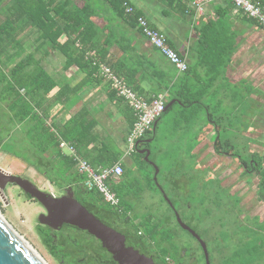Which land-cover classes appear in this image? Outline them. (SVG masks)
<instances>
[{"label": "trees", "instance_id": "trees-1", "mask_svg": "<svg viewBox=\"0 0 264 264\" xmlns=\"http://www.w3.org/2000/svg\"><path fill=\"white\" fill-rule=\"evenodd\" d=\"M162 1L167 7L179 3L181 11L186 9V0ZM253 1L264 11V0ZM126 5L132 6L134 12H126ZM139 15L143 14L128 0H0V150L32 167L52 185L58 188L71 187L79 195L78 201L101 221L112 214V211H117L119 206L128 205L125 195H131L139 202L138 195L130 194L129 185H124L121 186V192L110 187L119 199L117 207L110 206L96 189L88 190L84 186L85 175L76 168L74 156L61 153L58 145L60 140H65L75 146L77 155L86 160L95 171L120 162L123 167L122 176L128 175L125 162L122 161L123 151L114 148L108 139L101 138L94 131L95 120L92 117L79 110L55 133L52 120L57 115H49L54 105L66 106L70 97L76 96L86 85L102 80L108 82L109 96L124 101L116 94L110 80L100 74L99 66L104 64L115 77L124 81L147 101L163 93L165 106L176 99L157 118L156 130L153 132L151 128L138 139H152L149 143H142L150 148V160L156 163L160 172L161 161L165 157H169V161L174 163L168 177L173 180L170 183L175 190L181 189V183L185 185L188 180L196 183L191 192L197 189L199 178L196 172L200 169L195 164V148L199 138H205L213 131V150L216 154L234 157L241 165L249 167L250 162L258 164V169L262 172L258 173L255 192L258 200L264 201V154H247L243 145L235 140L237 134L228 130L234 128L233 119L238 120L228 118L227 122V117L217 111V104L206 101L209 95L203 93L204 90L199 88L198 83L186 78L174 79L169 70L162 66L164 60L169 61L137 28L136 20ZM249 19L256 22L253 18ZM151 25L155 27L152 23ZM219 27L225 30L223 24ZM211 31L213 34L209 36ZM222 32L224 31L214 26L203 28L201 33L199 64L206 67V72L204 77L198 76L197 79L207 88H211L210 85L218 79L227 61L226 55L234 46L233 36L225 33L223 40L219 35ZM214 34H217L216 37ZM166 38L169 42L167 36ZM111 46H115L120 52L115 59L110 57ZM54 51L63 59V70L74 66L85 73L74 86L58 85L57 77L44 67L43 62ZM155 53H159L161 57L153 56ZM191 72L194 73V69L187 65L185 73ZM144 80L149 83L147 87L142 86ZM126 105L130 109L127 114L130 129L136 117L127 103ZM166 124H171V128ZM196 127L198 131L191 133L190 144L184 147V154L180 156L162 153L166 151L164 147H152V142L157 140L161 131L165 138H169L168 135L175 128L179 138ZM203 127L206 128L205 131L202 136H198ZM158 154L161 157L157 162ZM128 156H133L138 165L149 167L154 174V168L150 167L142 154L133 151ZM121 177L118 181L108 179V185L119 184L122 182ZM141 179L145 185L149 184L159 192L151 177L143 176ZM206 188L207 184H204V189ZM162 189L164 190L163 187ZM255 223L251 227V239L242 241L236 253H264V224L257 223L256 217ZM37 232L50 254L60 261L61 258L53 247V230L39 223ZM160 255L155 260L157 264H162L168 254L162 251Z\"/></svg>", "mask_w": 264, "mask_h": 264}, {"label": "crops", "instance_id": "crops-1", "mask_svg": "<svg viewBox=\"0 0 264 264\" xmlns=\"http://www.w3.org/2000/svg\"><path fill=\"white\" fill-rule=\"evenodd\" d=\"M128 1L140 10L155 27L166 34L171 46L186 60L188 67L194 69V73L179 72L166 60L162 62V66L169 70L174 79L186 78L188 81L198 83L199 88L204 90L203 93L209 95L206 101L217 104V111L227 117V122L228 118L238 120L233 119L234 128H228V130L237 134L235 140L243 145L247 154L262 156L264 154V30L260 25L244 16L228 0L206 1L201 11H197L193 6L194 0H186L184 2L186 9L182 11L178 8L181 5L179 3L173 7H167L162 0ZM222 24L225 30L219 27ZM214 26L224 31L219 34L223 40L225 33L226 35L230 33L233 36L234 46L226 55L227 61L218 79L210 85L211 88H207L197 79L198 76L204 77L206 72V67L199 64L202 50L199 45L203 28ZM211 33L212 31L208 35L210 36ZM216 35L214 34L215 37ZM223 44L226 42L223 41ZM109 53L113 59L120 55L115 46L109 48ZM51 54V62L44 67L51 75L57 77L58 85L74 86L84 77L85 73L78 71L74 66L63 70L62 57L55 51ZM159 55L155 53L153 56L161 57ZM148 85L146 80L142 82L143 87ZM107 86L106 80L88 84L76 96L70 97L66 106L54 105L49 115L52 117L57 115L52 122L54 121L55 124L54 132L58 133L60 128L74 117L75 113L79 110L85 111L95 120L94 131L98 132L101 138L107 140L105 133L112 136L108 141L123 151L122 161L126 164L129 161L125 150L126 136L129 131L127 114L130 109L125 107L127 101L124 98L123 101L109 96ZM205 129L203 127L198 136H202ZM193 131L197 132L198 127L195 130L189 129L186 134H191ZM213 134L212 131L205 138H199L195 149L205 148L207 145L213 149V144H215ZM60 151L63 155L73 156L65 150L60 149ZM195 164L198 162L195 161ZM196 173L199 174L200 171Z\"/></svg>", "mask_w": 264, "mask_h": 264}, {"label": "flooded vegetation", "instance_id": "flooded-vegetation-1", "mask_svg": "<svg viewBox=\"0 0 264 264\" xmlns=\"http://www.w3.org/2000/svg\"><path fill=\"white\" fill-rule=\"evenodd\" d=\"M138 149L150 150L145 143H140ZM142 155L145 156V152ZM249 164L250 167L240 164L245 175L259 176L258 173L261 170L258 169V164L256 162ZM35 172L38 173L36 170ZM38 174L44 181H48L45 176ZM17 176L34 182L27 176ZM172 181L168 177L174 196L179 200H183L185 196L182 207L174 203L172 196L171 200L168 198L170 202L172 201L171 205L168 204V209H160L157 205L138 204L134 197L125 195L128 205H121L117 211H112V214L103 218V223L122 233L126 245L132 246L154 261L161 256L162 251L167 252L168 255L165 256L162 264H206L205 248L209 264H264V253L255 255L236 253L242 241L251 239L250 231L251 227L256 225L255 217L257 223L264 224V217L260 215L245 219V216L237 212V192L228 189L222 183L220 185L221 181L217 176L203 174L198 182V185L201 184L200 189L195 190V195L201 197L204 195L205 201L202 200L203 203L200 201L201 204L198 203L197 206L192 207L186 199L191 192L183 196L180 194V189H174L170 183ZM8 184L17 187L28 200L36 202L41 207L42 213H45V208L36 199L24 193L16 184ZM33 184L37 186L36 183ZM204 184H207L206 189H204ZM38 188L55 198L63 195H73L77 200L80 198L71 187H57L60 190L59 196H54L51 190ZM218 189L225 191L226 198L222 196V200L218 199L216 193ZM219 208L222 212H219ZM219 213L222 214V220ZM179 220L186 228L180 225ZM53 232L54 251L61 258L57 261L58 264H118L111 255L109 257L104 252L101 243L85 230L63 224L60 229L53 230Z\"/></svg>", "mask_w": 264, "mask_h": 264}, {"label": "rangeland", "instance_id": "rangeland-1", "mask_svg": "<svg viewBox=\"0 0 264 264\" xmlns=\"http://www.w3.org/2000/svg\"><path fill=\"white\" fill-rule=\"evenodd\" d=\"M51 59L52 54L48 56L43 64L46 65L47 63H50ZM48 69L50 68L48 67ZM2 106L4 107L3 104ZM167 123H169V120H167ZM166 125L169 127V129L172 126L171 124ZM175 132L177 131L174 128L168 135L169 138H165L163 132L161 131L158 134L157 140L152 142V147H164L166 151L162 153H168L169 155H173V157L184 154V147L190 144L189 139L192 137V135L190 133L186 134L181 139V137L177 138L178 136ZM106 134L107 133L104 135L108 137L107 139H111L112 136ZM196 153V161L198 162L197 166L200 169V173H196V176H198L199 179L203 177V174L217 176L221 181L219 182L220 185L222 183L225 185V187H228V189H232L233 191L237 192L238 200L236 208L238 213L245 216V219H249L250 216L253 215H260L261 217H264V201L258 200L255 195V186L257 182V177L255 175H245L246 173L242 171L241 165L238 163L236 158L226 155H218L213 151L212 148H210V145H207L205 148L196 149ZM160 157L161 155L158 154L156 157L157 162L160 160ZM128 159L129 163L127 162L125 164L128 175L122 176V182L119 184L115 183L110 185V187H113L121 192V186L129 185V193L138 195L140 198L138 204L146 206L157 205V207L160 209H168V203L166 202L163 195L150 187L149 184L145 185V182H142L141 178L143 176H149L151 177L153 183H155L154 174L151 172L150 168L147 166L144 167L142 165H138V162L133 156H128ZM169 160V157H165L161 161L162 167L161 172L159 171L157 174V182L161 185V187L164 188L168 198H171L172 196L174 203L177 206L182 207L185 202L184 195L187 196L188 192H191L192 186L195 188L196 183H190V180H188L184 185L182 182L183 184L181 183L180 185V194H183V200H179L178 197L176 198L174 196V191L171 189V186L168 182V176L173 170L174 164ZM0 169L5 173L27 176L33 180V183H36L38 187L51 190L52 193H54V196H59L60 190L57 189V187H53L48 181H44L43 178H41V176L36 173L32 167H29L26 163L14 159L2 150H0ZM200 185L196 186V190H198V188L200 189ZM219 190L220 189H218L216 192L218 199L222 200V196L226 198L227 194L225 191ZM195 193L196 192H191L189 197H186L192 207L194 205L197 206L198 203L201 204V202L203 203V201H205L204 195L201 197L195 195ZM192 194L194 195L192 196ZM219 212H222V209L219 208ZM0 213L18 233H20L32 246H34V248L48 264H58L57 260L50 254L38 235V216L42 213V209L36 202L28 200L26 196H24V194L14 185L7 184L3 189H0ZM219 217L221 220L223 219L221 213H219Z\"/></svg>", "mask_w": 264, "mask_h": 264}, {"label": "built area", "instance_id": "built-area-1", "mask_svg": "<svg viewBox=\"0 0 264 264\" xmlns=\"http://www.w3.org/2000/svg\"><path fill=\"white\" fill-rule=\"evenodd\" d=\"M209 0H194L193 6L197 11H201L203 3ZM234 6L239 9L245 16L253 18L264 30V11L260 5L253 0H230ZM126 12H134L132 6L126 5ZM137 28L145 36L148 42L154 46L179 72L187 69L186 60L167 41L166 35L160 30L153 27L150 21L144 16L139 15L136 20ZM100 74L110 80L111 86L115 89L118 96L124 98L136 117L135 122L129 129L126 136L125 155H129L135 151V145L138 139L149 131L153 123L163 113L165 108V98L163 94H159L151 101L145 100L137 95L124 81L115 77L110 69L100 64ZM59 148L73 155L77 161V169L79 173L85 175L84 186L88 190L96 189L103 197L104 201L110 206L117 207L119 199L115 192L107 183L108 179H119L123 173V167L120 162L111 167L101 168L95 171L84 159L77 156L72 143L60 140Z\"/></svg>", "mask_w": 264, "mask_h": 264}, {"label": "water", "instance_id": "water-1", "mask_svg": "<svg viewBox=\"0 0 264 264\" xmlns=\"http://www.w3.org/2000/svg\"><path fill=\"white\" fill-rule=\"evenodd\" d=\"M173 101L165 106L164 112ZM157 123L158 120L153 123V132L156 130ZM151 141L152 139L137 141L135 151L139 154L145 152L144 160L154 168V182L166 202L171 205L164 190L157 182L159 168L155 162L149 159L150 150L138 149L140 143H149ZM8 183L16 184L24 193L36 199L45 208V213H41L38 216L39 223L53 230L60 229L63 224H68L80 230L87 231L101 243L102 247L118 264H157L152 258L147 257L132 246L126 245L125 237L122 233L103 223L75 199L73 195H63L55 198L40 190L28 179L5 173L0 169V189H3ZM179 222L182 227L186 228L181 220ZM205 254L206 264H209L206 248ZM0 264H36L1 225Z\"/></svg>", "mask_w": 264, "mask_h": 264}, {"label": "bare ground", "instance_id": "bare-ground-1", "mask_svg": "<svg viewBox=\"0 0 264 264\" xmlns=\"http://www.w3.org/2000/svg\"><path fill=\"white\" fill-rule=\"evenodd\" d=\"M0 225L5 229L11 237L16 241V243L27 253V255L36 264H48L44 258L39 254V252L32 246L20 233H18L11 224L4 218L0 213Z\"/></svg>", "mask_w": 264, "mask_h": 264}]
</instances>
